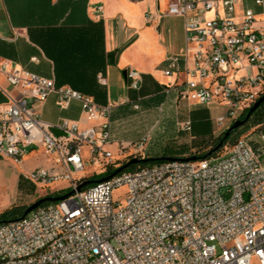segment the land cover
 <instances>
[{
    "label": "built area",
    "instance_id": "built-area-1",
    "mask_svg": "<svg viewBox=\"0 0 264 264\" xmlns=\"http://www.w3.org/2000/svg\"><path fill=\"white\" fill-rule=\"evenodd\" d=\"M242 2L169 0L165 12L181 18L185 32L183 64L168 57L163 71L184 76L172 86L175 101L221 108L212 122L223 129L264 93V0H253L256 10ZM157 17L144 14L146 23ZM0 73L15 90L0 105V157L18 164L30 146H40L56 166L26 178L62 181L72 191L0 223V264H264V164L245 138L215 159L163 160L76 192L87 163L113 164L104 149L110 123H48L39 108L51 94L59 109L78 102L87 121L106 118L110 108L6 60ZM125 76L130 88H139L133 69ZM98 81L105 84L101 75ZM181 130L191 131L190 120ZM148 138L126 147L141 152ZM116 189L123 194L113 199Z\"/></svg>",
    "mask_w": 264,
    "mask_h": 264
},
{
    "label": "crops",
    "instance_id": "crops-1",
    "mask_svg": "<svg viewBox=\"0 0 264 264\" xmlns=\"http://www.w3.org/2000/svg\"><path fill=\"white\" fill-rule=\"evenodd\" d=\"M168 2L0 0V62L6 60L11 66L53 79L56 87H69L98 106L109 107L106 118L87 121L78 102L72 101L68 108L59 109L55 94H51L39 110L45 122L68 119L77 122L80 128L108 120L111 139L104 149L111 154L113 164H121L129 157L164 156L166 152L149 147L156 117L159 114L180 117L184 113L175 101L172 88L184 79L183 74H163L168 57H175L183 64L185 45L183 20L165 15ZM241 5L257 9L253 0H243ZM145 13L158 17L146 23ZM129 69L138 74V89L128 86L125 74ZM99 75L104 78V85L99 83ZM6 94L14 95L15 90L0 73V105L7 102ZM252 119L238 130L246 128L243 138L264 164V142L260 139L264 134V120L251 123ZM145 134L149 138L141 152L126 147ZM29 149L18 164L0 157V213L12 207H27L66 188L62 181L48 185L37 183L44 189H38L39 193L32 196L21 188L26 173L56 166L42 147ZM192 151L188 149L180 156L190 157ZM8 164L18 166V171Z\"/></svg>",
    "mask_w": 264,
    "mask_h": 264
},
{
    "label": "rangeland",
    "instance_id": "rangeland-1",
    "mask_svg": "<svg viewBox=\"0 0 264 264\" xmlns=\"http://www.w3.org/2000/svg\"><path fill=\"white\" fill-rule=\"evenodd\" d=\"M176 103L177 105L183 107V115L180 117H175L168 114L157 115V123L155 124V127L152 131V137L149 144L150 149L166 152L164 156L157 158H169L174 160L184 159L185 157H181L180 154L182 152H186L188 149L193 150L190 156H199L203 152L210 153V151L222 140V137L228 128H218L212 122V119L215 117V115L221 112V108H218L215 105H198L189 101H176ZM184 120H190V132L181 130ZM262 120H264V106L258 111L257 114L253 116L251 123H253L254 121ZM245 130L246 128H241L240 130L235 129V131L233 130L232 133H230L232 135L229 134L230 137H227L229 139L226 141V138L223 141L221 148H219L215 152H212L205 158L215 159L223 155L236 139L243 138V136L245 135ZM29 151L30 149L28 148L26 152ZM84 153H86V151H84ZM153 164L154 162L149 161L147 163H143L142 166H150ZM8 166L11 167L14 171H18L19 169L18 166L12 164H8ZM113 166L119 167V164H114ZM136 166H139V164H137ZM134 169L135 168L129 169L128 167L125 169V171H132ZM104 170L105 166L97 167L94 164L87 163L84 166L83 171L77 175L78 186L84 181L97 180L93 179V176L103 172ZM24 181L25 182L23 183L21 188L28 191L31 196L34 193H39L37 192L38 189H44L42 187H39L37 183H33L29 179H27L26 175ZM69 191L70 190L65 189L64 191L56 193V195L53 196H61L68 193ZM122 194L123 189H116L113 191L112 197L113 199H116L117 197L122 196Z\"/></svg>",
    "mask_w": 264,
    "mask_h": 264
},
{
    "label": "water",
    "instance_id": "water-1",
    "mask_svg": "<svg viewBox=\"0 0 264 264\" xmlns=\"http://www.w3.org/2000/svg\"><path fill=\"white\" fill-rule=\"evenodd\" d=\"M264 102V94L262 96H260L256 101L255 103L248 109L245 117L243 120H237L235 121L230 127L227 128V130L225 131L223 137H222V140L218 143L217 146H215L209 154H211L212 152H215L217 151L219 148H221L222 144H223V141L229 136V134L239 128L240 126H242L243 124H245L248 119L250 118L251 114L260 107V105ZM54 134L56 136H59L61 135V133L58 131V130H54L53 131ZM197 159L196 156H191V157H188L187 159L185 160H188V161H195ZM163 160H173V159H169V158H163ZM150 159H137V158H132L130 159L127 163L123 164L122 166H119L117 167L112 173L111 175L103 178V179H97V180H91V181H84L82 184H80L77 188H76V192H80L82 190V188L84 186H88V185H91V184H94V183H99L101 181H104V180H108L110 179L111 177L115 176L116 174L120 173L121 171L125 170L126 168H128L129 166L131 165H137L139 163H147L149 162ZM72 191L66 193V194H63L61 196H48V197H43V198H40L38 200H36L34 203L30 204L29 206H27L25 208V210L23 211V215L22 217L26 216L28 213H30L32 210L36 209L38 206L42 205L43 203H46V202H57V201H60L62 199H64L66 196H68L69 194H71ZM4 222H7V221H1L0 223H4Z\"/></svg>",
    "mask_w": 264,
    "mask_h": 264
},
{
    "label": "trees",
    "instance_id": "trees-1",
    "mask_svg": "<svg viewBox=\"0 0 264 264\" xmlns=\"http://www.w3.org/2000/svg\"><path fill=\"white\" fill-rule=\"evenodd\" d=\"M264 93H262V95H263ZM261 95V96H262ZM264 104V102L260 105V107L258 108V109H256L252 114H251V116H250V118L251 117H253L255 114H257L258 113V111L264 106L263 105ZM263 105V106H262ZM247 111L248 110H246L244 113H243V115L240 117V119L239 120H243L244 119V117H245V115H246V113H247ZM249 118V119H250ZM249 119H248V121H249ZM247 121V122H248ZM244 125V124H243ZM238 129V128H237ZM235 131V130H234ZM232 133V132H231ZM230 135H232V134H230ZM230 137V136H229ZM229 138H227L226 139V141L228 140ZM225 141V142H226ZM209 155V153L208 152H206V153H201L199 156H197V158L198 159H200V158H203V157H207ZM133 157H129L126 161H123L121 164H119V166H122L123 164H125V163H127L130 159H132ZM138 159V158H137ZM150 161L151 162H154V163H158V162H161V161H163V158H155V159H150ZM114 164H110V165H107L106 167H105V170L103 171V172H101V173H99V174H97V175H94L93 176V179H103V178H105V177H107V176H109V175H111V173L117 168V167H115V166H113ZM143 165V163H139V166H136V165H131V166H129V169H133V168H138V167H141ZM89 186V185H88ZM88 186H84L83 188H82V190L83 189H85V188H87ZM60 192H62V191H60ZM46 197H48V196H46ZM40 199V198H39ZM38 200V199H37ZM25 208L26 207H12V208H10V209H8V210H6L5 212H3V213H0V222L1 221H9V220H13V219H18V218H21L22 217V215H23V211L25 210Z\"/></svg>",
    "mask_w": 264,
    "mask_h": 264
}]
</instances>
